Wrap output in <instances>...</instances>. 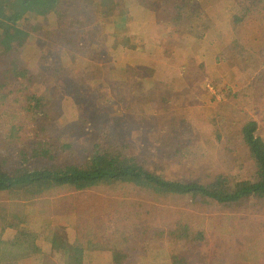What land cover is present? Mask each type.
<instances>
[{
	"label": "trees",
	"instance_id": "16d2710c",
	"mask_svg": "<svg viewBox=\"0 0 264 264\" xmlns=\"http://www.w3.org/2000/svg\"><path fill=\"white\" fill-rule=\"evenodd\" d=\"M119 2L122 6L117 5ZM84 5H89L94 11ZM213 11L217 12L212 14ZM223 13L228 22L225 29L220 27ZM89 15L97 26L89 31L94 32L92 35L85 37V33L73 28L72 21L75 18L86 19ZM58 28H61L62 43L75 51L76 56H94L93 61L87 58L81 63L74 79L82 90L75 89L73 83L68 87L51 84L46 79L41 83L40 75L28 72L23 76L19 72L28 55L27 48L30 49L34 43L33 35ZM225 34H233L232 46L225 45L221 40ZM123 42L125 45H122ZM132 43L139 46L137 50L161 58L155 73L156 82L160 83L164 82V78L166 83L174 81L160 76L158 72L162 66L172 62V54L178 51L182 52L180 57L186 55L195 59L206 52L214 53L219 45L239 49L243 55L259 61L261 69L255 74L249 72L236 88L228 87L221 93L238 105L245 103L254 108L264 105L261 101L264 99V0H95L91 3L84 0H0V134L3 138L0 143V192L25 185L36 195L55 196L83 183L118 188L133 182L140 197L132 199L131 204L117 211L114 223L118 224L93 229L86 242L76 239L73 243L77 264H84L86 252L113 248L126 251L127 244L134 243L138 237L132 236L141 233L151 236L146 234L147 219L151 213L145 210V201L158 208L155 211L158 215L160 211L165 214V221L161 217L163 215H159L158 222H152L157 228L166 229L167 240L161 243L200 247L197 254L206 255L205 264L261 262L264 260V249L253 243L247 250L248 234L244 235L243 231L238 229L236 234L229 232L226 237H220L218 233L208 234L204 230L206 226L198 225L177 212L171 215L169 205L155 204L156 201L167 203L176 195L217 203L235 202L247 195L264 200V135L257 115L248 114L247 119L233 130L234 126L230 129L227 121L222 120L225 119V111L222 112L220 106L216 111L222 121L218 141L225 144L230 152L231 170L208 178L188 176L179 179L166 178L157 167L149 169L133 152V143L124 134L116 132L117 127L112 120L101 126V122L94 117L96 111L107 110V101L97 96L98 91L103 96L105 72L112 76L118 71L120 81L136 77L135 91L145 97L149 94L145 87L150 84L145 85V76H141L144 72L149 73L139 69L136 59L132 63L124 62L119 55L120 51L133 48ZM90 46H99V49L88 53ZM197 46L200 53L194 51ZM40 56L51 59L52 51L42 48ZM97 58L101 59L99 63H96ZM98 76L101 78L95 85ZM48 85L53 88H47ZM58 87L63 88V92L52 96ZM153 90L150 88L151 92ZM76 95L86 107L73 117L74 129L63 131L65 124L60 122L58 111L65 108L63 98H67L69 104L72 101L69 98ZM222 104L226 101H216V106ZM4 141L7 146L3 145ZM13 195L17 193L13 192ZM16 203L10 198L5 208L13 210ZM138 208L141 211L135 212ZM12 217L10 223L0 217V264H10L21 256L22 247L4 238L8 227L14 225ZM125 218L133 220L129 231L120 227V220ZM172 218H176L174 228L169 225ZM256 221L240 225L255 226ZM215 225H218L217 230L222 227L216 222L210 226ZM227 225V221L223 222V226ZM94 233L101 235L100 243L94 239ZM253 236L255 240H263L264 244V231ZM219 238L222 239L217 242ZM210 242L214 245L209 251H203ZM237 245L241 249H237ZM180 250L188 255L183 248ZM160 253L145 258L154 259L146 264H157L155 259Z\"/></svg>",
	"mask_w": 264,
	"mask_h": 264
},
{
	"label": "rangeland",
	"instance_id": "374dc122",
	"mask_svg": "<svg viewBox=\"0 0 264 264\" xmlns=\"http://www.w3.org/2000/svg\"><path fill=\"white\" fill-rule=\"evenodd\" d=\"M84 1L91 3L95 0ZM117 5L122 6V3L119 2ZM84 6L94 11L89 5ZM216 12L213 11L212 14ZM221 19L223 24L220 27L225 29L228 24L225 13L221 15ZM72 23L74 29L85 33L83 34L85 37L92 35L94 32L89 33V31L93 29V26H97L90 15L86 19L75 18ZM232 38L233 34H225L221 40L225 45L232 46ZM32 40L34 43L30 49L27 48L28 55L25 63L21 64L23 69L19 72L23 76H26L28 72L38 74L41 76V83L45 79L60 87H68L70 83H73L75 89L82 90L74 79L77 78L81 63L87 58L93 61L94 56L90 54L89 57H82L81 54L76 56L75 51L68 45L65 47L62 43L61 28L38 32L33 35ZM122 45H125L124 42ZM230 46L219 45L214 53L206 52L205 55L195 59L187 58L186 55L180 57L182 52L179 51L172 54V62L162 66L158 72L160 76L174 79L168 83L165 78L164 82H156L158 78L155 73L161 62L159 56H152L143 50H137L139 46L136 45L128 50L120 51L119 55H122L124 62L132 63L136 59L139 69L150 74L144 72L141 75L145 76V85L150 84L148 87L144 86L149 94L145 97L135 91L137 80L134 78L136 77L120 81L118 71L112 76L105 72L103 74L105 82L103 96L100 91L97 92V96L107 101L105 106L107 110L100 113L96 111L94 117L99 123L101 122V126L112 120L117 127L116 132L124 134L125 138L133 143V152L138 155L140 161L145 162L149 169L157 167V170L166 178L180 179L188 176L208 178L231 170L230 152L224 147L225 144L222 145L218 141L222 126V121L216 113L218 107L220 106L222 112L225 111V119L222 120L227 121L230 129L234 126L233 130L236 129L238 123L247 119L248 114L257 115L264 135V105H261L262 108H254L245 103L238 105L229 100L227 95L221 93L228 87L236 88L237 83L243 82L249 72L255 74L261 69L259 61L251 56L243 55L239 49ZM42 48L52 51L51 59L53 60L40 56ZM96 49H99V46H90L88 53ZM194 51L200 53L198 46L194 48ZM211 56H213L212 61ZM100 61L101 59H96V63ZM171 72L174 74H170ZM95 76L94 74L93 78ZM100 78L98 76L95 79V85L98 84ZM60 87L54 91L52 96L63 92L64 89ZM47 88L53 87L48 85ZM88 88L93 89L91 86ZM150 88L154 90L151 92ZM78 98L79 95L69 98L72 99L69 104L67 98H63L65 108L58 111L62 120L60 122L65 124L63 131L74 129L73 117L86 107L79 102ZM218 100L226 101V104H222L225 106L223 109L222 105L216 106ZM263 100L261 101L264 102ZM95 109L97 107L93 110ZM2 141L0 134V143ZM3 145L7 146L6 141ZM242 153L245 155V150ZM13 192L17 195H13ZM139 197L138 188L133 182H127L118 188L83 183L73 190L55 196L36 195L25 185L15 187L11 191L0 192V217L9 220L10 223L14 216V225L8 227L4 238L22 247L21 256L14 260L10 259L12 261L9 263L18 261L17 264H77L73 257L74 253L70 259L64 252L68 246L67 243L76 241V239L86 242L87 238L90 239L92 235L91 230L103 229L106 225H117L118 223H114L117 220V211H121L126 205L131 204L132 199ZM10 198L17 201L13 210L5 208ZM198 202L200 204H197ZM155 204L169 205L172 209L171 215L177 212L180 216L184 215L185 218H190L198 225L206 226L204 230L208 234L218 233L220 237H226L227 233L236 234L239 229L240 232H244V235L248 234L247 250L252 247L253 243H257L264 249V244L261 242L263 240H255L256 237L253 236L264 231L263 198L247 195L235 202L217 203L210 200L203 202L202 198L195 200L185 195L182 197L176 195L167 203L156 201ZM143 206L151 213L150 218L147 219L149 224L146 232L151 236L146 237L142 233L132 236L133 238L138 237L134 243L127 244L126 251L113 248L86 252L84 264H128V262L146 264L153 262L154 259L145 258L154 257L158 252L161 253L159 258L155 259L157 264H205L206 255L197 254L201 250L200 247L193 248L192 245L185 247L182 244L175 245L171 242L161 243L167 240L166 229L161 226L157 228L152 222H158L159 215H163L161 217L165 221V214L160 211L158 215L155 212L158 208L154 205L151 207L147 201ZM136 211L141 210L138 208L135 209ZM176 218L169 221L172 228H174L173 223ZM252 219L257 220L255 226H245V228L240 225L242 223L247 225L253 222ZM225 221L228 222L229 228L223 226ZM132 222L133 220L128 221L126 218L120 220V227L128 230ZM215 222L222 227L217 230L218 225L210 226ZM94 236H96L94 239L100 243L101 235L94 233ZM221 239L219 238L217 242ZM212 245L214 243L210 242L207 248H203V251H209ZM237 247L241 249L240 245ZM181 248L185 253L188 252V255L182 254ZM257 264H264V260Z\"/></svg>",
	"mask_w": 264,
	"mask_h": 264
},
{
	"label": "crops",
	"instance_id": "0c3cea01",
	"mask_svg": "<svg viewBox=\"0 0 264 264\" xmlns=\"http://www.w3.org/2000/svg\"><path fill=\"white\" fill-rule=\"evenodd\" d=\"M75 241H69L67 244L68 246L66 247V249H64V252L66 253V256L69 257L70 259L72 258V253L75 252L74 248H73V243ZM75 255V254H74ZM73 255V257H74Z\"/></svg>",
	"mask_w": 264,
	"mask_h": 264
}]
</instances>
